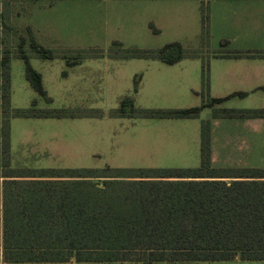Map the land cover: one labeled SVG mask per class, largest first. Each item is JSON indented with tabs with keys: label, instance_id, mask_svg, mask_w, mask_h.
<instances>
[{
	"label": "trees",
	"instance_id": "16d2710c",
	"mask_svg": "<svg viewBox=\"0 0 264 264\" xmlns=\"http://www.w3.org/2000/svg\"><path fill=\"white\" fill-rule=\"evenodd\" d=\"M200 14L201 34L208 36L203 2ZM34 46L39 57H53L52 50L39 43ZM123 50L124 59H157L168 64L184 59L186 54L178 42L156 49ZM16 57L25 63V76L31 87L49 101L29 57ZM10 61L11 56L2 48L0 252L4 262H62L74 258L152 264L221 261L237 256L241 260H264V169L210 167L208 120L201 122L199 168L117 170L122 173L106 176L92 170H73L77 173L47 176L50 179H28L25 177L35 176L14 170L10 166L11 118L73 115L66 114L67 109H43L34 104L11 107ZM201 82L203 95L208 84L205 63ZM202 107L135 109L126 97L114 112L138 118H196ZM212 116L264 117V109H217ZM93 178L102 181L99 184Z\"/></svg>",
	"mask_w": 264,
	"mask_h": 264
},
{
	"label": "crops",
	"instance_id": "0c3cea01",
	"mask_svg": "<svg viewBox=\"0 0 264 264\" xmlns=\"http://www.w3.org/2000/svg\"><path fill=\"white\" fill-rule=\"evenodd\" d=\"M202 2L206 6L208 16V49L216 52L209 54L206 58H184L172 64L143 58L113 60L110 80L113 85L118 86V89L113 91L110 99L104 100L102 93L92 94L90 88L100 65L98 61L81 60L69 66L67 70H61L59 65L56 70L53 69L54 65H49V59L31 58L29 63L40 74L42 86L50 101L55 97L59 101L64 100L67 102V108L77 110L76 113H90L87 111L92 109H97L100 113H115L121 100L126 97L131 99L135 109L203 106L196 118L144 119H159L169 124L174 122L172 124L189 125L193 122L197 132L201 128V122L208 120L212 168L264 169L259 167L262 165H253L248 161L242 154V150L248 149V145L242 144L243 141L232 136L233 132H230L231 129L237 132L264 131V117L218 118L212 116L217 109H264V0H55L50 3V6L57 7L65 4L70 8L77 5L84 7L85 25L90 36L99 35L112 40L111 43L120 42L125 48L156 49L172 42L183 45L201 35L200 6ZM42 37L43 41L52 39L44 34ZM81 48L105 50L107 47L106 45L84 46L72 49ZM19 61L22 73L21 86L24 90L30 91L29 106L33 101L39 103L40 95L26 79L25 63L22 59ZM14 63L15 61H10V104L16 98V93L12 89L11 75V66ZM202 63H205L208 78L203 95ZM41 65L43 66L39 68ZM93 66L96 69H93ZM46 67L47 70L44 71ZM123 82L128 84V92H125V88H119ZM66 84L67 87H65ZM66 94L67 97H65ZM15 107L18 106L13 108ZM201 114L205 115V119L200 118ZM69 120L76 121V125H79V122L81 124L87 122L85 119ZM188 164L191 165V163ZM198 164L199 158L196 165ZM25 178L40 179L29 176ZM231 260L241 259L235 257ZM126 261L128 260L76 261L70 258L62 262L22 263L115 264ZM241 261H260L264 264V260ZM136 262L142 264L140 261ZM206 262L216 261H158L152 264Z\"/></svg>",
	"mask_w": 264,
	"mask_h": 264
},
{
	"label": "rangeland",
	"instance_id": "374dc122",
	"mask_svg": "<svg viewBox=\"0 0 264 264\" xmlns=\"http://www.w3.org/2000/svg\"><path fill=\"white\" fill-rule=\"evenodd\" d=\"M54 1L0 0V44H2L0 50L5 49L15 61L11 66V75L12 89L16 93V98L11 102V107H29L30 91L24 90L21 86L20 58L16 56L25 54L29 60L41 58L34 46V43L38 42L44 48L53 51L49 65H54L52 67L55 70L58 65L61 66V70H67L69 66L81 60L98 61L100 65L94 75L96 78L90 86L92 94L102 93L105 100L118 89V86L113 85L110 80L111 61L129 60L123 58L126 55L123 50L125 47L111 43L112 40L99 35L90 36L85 25L86 10L84 7L77 5L70 8L65 4L57 7L50 6V3ZM42 34L52 39L43 41ZM104 45L107 47L105 50L99 48L72 49ZM182 47L186 53L185 58H206L209 54L216 52L208 49L206 34H201L197 39L183 44ZM43 70L46 71L47 67ZM119 88H125V92H128V84L125 82ZM32 104L43 109H67L66 114L73 116L10 119V166L16 171H24L26 175L50 179L52 177L47 176L77 173L73 170L79 173H85L82 170H92L106 176L122 173L117 170L147 171L149 169L199 168L201 166L200 128L197 132L193 122L189 125L172 124L174 122L169 124L159 119L128 117L129 114L126 113L122 114L123 116H118L117 113H98L97 109L87 111L90 113H74L77 110L67 108V102L59 101L57 97L47 101L40 96L39 103L33 101ZM9 109L7 113H11ZM200 118L205 119V115L201 114ZM69 119H85L87 122L82 124L79 122V125H76V121ZM230 132H233L232 136L240 138L243 141L242 144L248 145V149L242 150V154L248 161L253 165L264 167V131L237 132L231 129ZM211 153L209 140L208 165L210 167H212ZM198 158L200 165L197 166ZM92 181L100 184L102 178H93ZM0 264H5L1 252ZM115 264L140 263L126 261ZM202 264H262V262L231 260Z\"/></svg>",
	"mask_w": 264,
	"mask_h": 264
}]
</instances>
